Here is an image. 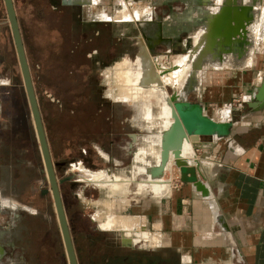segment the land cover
<instances>
[{
	"label": "crops",
	"instance_id": "0c3cea01",
	"mask_svg": "<svg viewBox=\"0 0 264 264\" xmlns=\"http://www.w3.org/2000/svg\"><path fill=\"white\" fill-rule=\"evenodd\" d=\"M43 1L49 8L51 7L50 9H54L53 15H59V19L66 9L69 10L70 14L69 12L66 14L70 15V25L76 31V38L66 51L65 57H69L67 59L72 71L86 81L98 75L102 68L110 66L116 59L127 54L132 47L133 53L138 38H141L149 54L181 53L188 49L190 35L187 27L195 17L197 18L196 6L201 2V0ZM12 2L15 10L14 0ZM231 3L233 4L234 0L228 3L225 0L223 5ZM122 5L132 13L130 19H117L109 15L118 8L119 11ZM243 6H235L239 11L244 10L242 14L245 18L244 25L240 28L243 35L232 36L231 43L225 44L228 48L223 47L224 50L218 53L230 54L231 62L233 54L229 46L236 40L248 38L251 40V46L244 57L247 63L242 66L229 67L222 64L212 66L211 69H202L196 81L179 91V94L177 92L186 109L196 107L201 115L216 123L214 130L198 133V139L193 143L194 159L182 165L172 163L170 171L178 179L171 181V192L168 195L159 198L140 196L138 197L140 202L132 207L130 212L132 214H129V217L136 218L141 223L140 227L129 230L131 233L140 232L137 237L144 245L141 244L139 247H145L153 238L148 243L149 246H160V249L152 252L133 251L127 254L107 252L104 250L101 236L96 235L102 249L95 253L91 264H264V97L258 101L252 96L264 81V50H255L251 53L255 47L264 48V7ZM220 8L214 12L204 9L198 13L205 15L207 22V17H213ZM94 9L95 11H92ZM15 16L27 61L16 11ZM61 39H57L55 44H60ZM215 40L216 47L219 45L217 41L223 39L218 37ZM223 44L222 42L220 46ZM53 50L52 54L56 55L55 45ZM78 58L83 61L80 62ZM7 73H13V82ZM29 74L33 87L30 70ZM8 90L15 91L14 96H9ZM237 93H250L251 98L240 107H233L230 101ZM71 104L69 107L72 109L75 102L72 101ZM74 109L78 110L79 107L74 106ZM105 119L108 120L109 117ZM24 126H33L30 108L8 20L6 14H1L0 199L7 201L8 204L5 206L0 203V264L25 263V258L22 252L18 251L14 241L13 227L14 225L17 228L22 227L25 221L29 223L32 220L33 215L20 210L26 209L27 204H30L28 198L25 200L24 192H34L31 184L33 178H37L35 170L38 174V160L41 156L36 137L35 153L24 156V144L21 139L18 141L14 136ZM104 130L101 131L111 132V129ZM111 135L108 142L117 140L120 132ZM94 137L98 140L97 136L87 135L88 139ZM102 147L105 149L104 157L122 160L121 154H112L104 145ZM34 155L37 161H34ZM131 199L135 202L134 196ZM143 233L148 234L147 238H144ZM54 242L48 246L45 241L39 243L34 253L35 259L51 256L49 259L54 264L59 260V264L64 262L68 264L66 255V261L62 256L61 246H56ZM108 253L116 255L109 257ZM75 259L77 262L76 255ZM27 260L30 259L27 257Z\"/></svg>",
	"mask_w": 264,
	"mask_h": 264
},
{
	"label": "rangeland",
	"instance_id": "374dc122",
	"mask_svg": "<svg viewBox=\"0 0 264 264\" xmlns=\"http://www.w3.org/2000/svg\"><path fill=\"white\" fill-rule=\"evenodd\" d=\"M238 1L234 0V3L230 5L236 6L235 2ZM224 2L225 0H201L200 4L196 6L195 15L197 18L195 17V20L187 27L190 35L188 49L181 53H172L170 57L169 55L162 56V61L172 66L177 56L189 53L191 62L187 63L186 68L195 67L194 60L197 59L200 51L193 49L192 53L193 38L208 22H205L206 16L200 15L198 12L204 9L214 12L222 7ZM241 2H244V6L264 7V0H241ZM14 4L50 158L52 161H62L60 167H53L54 174L56 178L69 176L60 184L59 192L78 264H91V261L95 258V253L100 252L102 249L101 244L96 240V235L101 236L100 238L104 242V250L107 252L127 254L133 251L152 252L155 249H160V246H149L148 243L151 241H148L147 248L123 245L119 240L120 231L101 229L97 219L98 217L104 218L108 213L129 216V214H132L130 213L132 207L140 202L138 197H150L149 193L134 195L132 193L134 187L131 184L130 193L125 198L123 196L108 197L104 190L89 180L93 171L101 170L100 168L108 167L110 173L115 172L111 169L127 165L131 158V152L137 144V140H133L131 134L144 131V128L137 124L136 120L138 114L133 103H138L136 101L116 100L118 91L114 71L117 70L116 62L120 58L126 57V54L116 59L115 63L110 66L102 68L98 75L88 78L87 81L82 80L78 73L72 71L67 59L69 57H65L66 51L72 46L73 39L76 38V31L70 25L69 10L66 9L59 19V15H53L54 9H50L51 7L49 8L43 0H14ZM117 10L110 12L109 15L116 18L115 16L119 12ZM92 11H95V9ZM67 12H69L68 15ZM1 14L5 15L2 0H0ZM59 38H62L61 42L56 45L55 42ZM54 45L57 48L56 55L52 54ZM215 45L212 46L214 52L221 53L224 50L223 45H217L216 47ZM230 46L233 60L229 64L221 65L229 67L245 65L247 62L244 61V57L246 56L235 58L233 45ZM238 46L240 45L238 44ZM133 49L132 47L127 54L135 55L137 44L132 53ZM255 50H264V48H261V46L255 47L251 53ZM150 54L153 57L161 56L155 53ZM80 58H78L79 61ZM202 65L203 69H211L212 66H216L209 63ZM186 68H184L185 71L184 69L181 70L182 73L180 71L181 80H183ZM196 68L197 75H192L196 77L190 78L189 76L180 87L166 85L168 93L176 91L179 94V91L196 81L199 78V68ZM7 76L13 82V73ZM14 93L15 91L8 90L7 94L12 97ZM72 101L75 102L74 106L79 107L78 110H75L74 106L72 109L69 107L72 105ZM105 117H109V119L107 120ZM102 129H105L104 131L111 129V132H102ZM116 132H120L117 140L108 142V138L112 137L111 134ZM127 133H130V135ZM90 134L97 136L98 140L95 137L94 139H88L87 135ZM14 136L18 141L19 139L22 140L25 157L35 153L36 141L33 126H24ZM101 145H104L112 154H121L122 160H115L114 158L111 160L110 157H104L105 149ZM121 145H124V147H121ZM34 161H37L36 155H34ZM38 161V174L35 170L37 178H33L31 184L34 192H24L25 200L28 198L30 204H27L26 209L20 210L25 214L33 215L32 220L29 223L25 221L22 227L17 228L14 225V235L16 237H14V241L18 246V251H21L25 258L24 264H54L49 259L51 256L44 259H35L34 255L40 245L39 243L45 241L48 246L55 241L56 246H61L60 250L63 253L64 261H66L50 192L47 190L39 193L40 189L49 186L41 157ZM166 174L171 175V181L178 179L171 171H167ZM24 179L26 181V176ZM131 194L135 197V202L134 199H131L133 197ZM139 233V231L132 232L128 240L131 239L132 242L134 238L133 242L137 245L140 243L144 245L137 237ZM153 233L155 234V232ZM27 257L30 260H27ZM59 262L60 260L56 264H59Z\"/></svg>",
	"mask_w": 264,
	"mask_h": 264
},
{
	"label": "bare ground",
	"instance_id": "6f19581e",
	"mask_svg": "<svg viewBox=\"0 0 264 264\" xmlns=\"http://www.w3.org/2000/svg\"><path fill=\"white\" fill-rule=\"evenodd\" d=\"M229 1L230 0H226V3ZM235 4L243 6L244 2L239 0L237 3L235 2ZM223 7L226 9V19L218 24L217 18ZM243 7L247 8V6ZM243 11L244 10H237L235 6L226 4L223 5L213 17L211 16L208 18L207 24H205L193 38L194 45L192 46L193 48L191 47L192 53L193 49L203 52L200 53L198 51L199 55L197 59L194 60L195 67L186 68L187 63L189 64L191 62L189 53L183 56H177L172 66L167 65L162 61L161 56L152 57L148 54L145 50V44L139 38L136 39L137 50L134 59L122 57L116 62L117 70L114 72L117 78V81L115 80L117 82L118 91L117 99L136 101L138 103H133V106L136 107L138 114L136 118L137 124L143 127L144 131L133 134V140H137V144L132 151L131 159L127 165L116 168L115 172L109 173V169H102L92 173L89 180L92 181L94 185L104 190L108 197L123 196L125 198L130 193L131 184L134 187V192H132L134 195H145L149 193L150 197L159 198L171 192L172 182L166 172L171 170L172 163H174V165L177 163H188L189 160L195 158V153L189 140H184L180 156L176 161H174L169 152L163 169L160 172L151 171V167L156 166L160 161L159 139L161 130L172 120L171 107L168 102L170 94L166 90V85L170 84L173 87H180L189 76L190 78L196 77L192 75H197L196 67L199 68L202 64L209 63L212 65H221L230 63V54L220 55V53L214 52L212 46L216 44L215 39L219 37L223 40L217 42L219 45L223 42V46L226 48L228 46L225 44L231 43L232 36L236 34L243 35L240 29L244 25L245 18L242 16ZM131 16L127 7L123 6L115 17L117 19H130ZM238 44L240 46H238ZM250 46L251 40L248 38L234 41L233 52H235L236 56L240 57L247 53L246 51ZM191 55L193 56V54ZM202 66L198 69V73L203 69ZM184 68H186V72L182 78L183 80H181L180 71ZM182 72L183 71H181V73ZM173 95L176 97L178 94L177 92H173ZM176 103L178 107L186 109L183 103H179L178 101H176ZM214 124L216 123L213 122L212 124L206 125L195 121L190 126V131L192 133H199L203 130L212 132L215 127ZM212 125L214 126L212 127ZM0 202H3V200H0ZM97 219L101 229L119 230L125 242L128 237H131V232L129 230H134V228L141 225L136 218L117 216L112 213H108L104 218L98 217ZM102 225L105 227H102ZM142 235L144 238L148 236V234L145 233ZM152 239L153 238H151V240ZM143 241L145 240L143 239Z\"/></svg>",
	"mask_w": 264,
	"mask_h": 264
},
{
	"label": "water",
	"instance_id": "95a60500",
	"mask_svg": "<svg viewBox=\"0 0 264 264\" xmlns=\"http://www.w3.org/2000/svg\"><path fill=\"white\" fill-rule=\"evenodd\" d=\"M65 1H73L74 0H65ZM5 14L8 20L12 40L15 47V52L18 60V65L21 72V77L23 80L25 92L28 99V104L30 108L31 118H32V124L35 131V137L38 141L41 161L43 164V169L45 172L46 179L48 181L49 188H46V190H49L51 199H52V205L53 210L55 212V217L57 220L58 228L60 231L61 239L64 246V251L67 259L68 264H77L74 250L72 247L69 230L62 206V202L60 199V194L57 187V182L62 181L63 179H68L69 176H62L59 178H55L53 173V162L50 159L48 147L44 135V130L41 122V117L37 105V101L35 98V94L33 91L29 69L27 65V61L24 54V49L21 41V37L18 30L17 20L15 16V10L13 6L12 0H2ZM224 7L221 9L219 15H218V24L222 22V20L226 19ZM141 40V38H140ZM146 52H148L147 48L145 47ZM149 54V52H148ZM254 96L255 100L261 101L264 97V81L260 83L258 86L256 92L252 94ZM176 101L179 103H183L181 99H179V96L176 97L173 95V93H170V96L168 98V102L171 107V115L172 120L169 122L168 125L163 127L161 130V135L159 139V147H160V161L159 163L151 167V171L153 172H160L163 169L165 160L167 159L169 152L171 153L172 158L174 161L180 156L181 147L184 140H189L191 143V147L193 148V143L198 139V133H192L190 131V126L193 122L198 121L203 124H212L213 122L208 119L207 117L201 115L197 108L194 107L193 110H187L182 107H178ZM256 102V101H253ZM207 131L203 130L199 133H205ZM131 138H133V134H131ZM132 155V152H131ZM131 159V158H130ZM176 163V162H175ZM176 165H182V163H177ZM109 168L107 167L106 170Z\"/></svg>",
	"mask_w": 264,
	"mask_h": 264
},
{
	"label": "flooded vegetation",
	"instance_id": "af4514ba",
	"mask_svg": "<svg viewBox=\"0 0 264 264\" xmlns=\"http://www.w3.org/2000/svg\"><path fill=\"white\" fill-rule=\"evenodd\" d=\"M135 43H136V41H135ZM126 57H128V58H130V59H134V55L132 54V55H130V54H126ZM115 63V62H114ZM133 134H135V133H133ZM99 151H102V150H99ZM105 153V152H104ZM104 156V155H103ZM60 165H62V161H58V160H54L53 161V167H60ZM104 168H106V167H103V168H100L101 170L102 169H104ZM86 169H88V168H86ZM98 171H99V169H98ZM93 172H95V171H93ZM88 175H90V174H88ZM64 180H66V179H63L62 181H60V182H57V187H58V190H59V186H60V184L64 181ZM45 191H47L46 190V188H42V189H40L39 190V193H43V192H45ZM59 194H60V192H59ZM60 197H61V195H60ZM1 200V199H0ZM5 201V200H4ZM61 202H62V199H61ZM62 206H63V204H62ZM117 232H119V231H117ZM120 234V233H119ZM119 240H120V242L123 244V245H128V246H136V247H139L140 245H141V243L140 244H138L137 245V243H135V242H133V240H135L134 238L132 239V242H131V239H127L126 240V242L124 241V238H123V236L120 234V238H119ZM140 240V239H139ZM141 242V241H140ZM139 248H142V247H139ZM143 248H146V246L145 247H143ZM114 255H116L115 253H108V255L107 256H109V257H114ZM170 264H172V263H170Z\"/></svg>",
	"mask_w": 264,
	"mask_h": 264
},
{
	"label": "built area",
	"instance_id": "2783aa9c",
	"mask_svg": "<svg viewBox=\"0 0 264 264\" xmlns=\"http://www.w3.org/2000/svg\"><path fill=\"white\" fill-rule=\"evenodd\" d=\"M158 55H161V57L162 56L165 57L166 55H169V57L171 56V54L167 53V52H163V53L158 54ZM250 98H251L250 93H237V94L232 96L230 103L233 107H240L242 105V103L249 100Z\"/></svg>",
	"mask_w": 264,
	"mask_h": 264
},
{
	"label": "clouds",
	"instance_id": "9594fccd",
	"mask_svg": "<svg viewBox=\"0 0 264 264\" xmlns=\"http://www.w3.org/2000/svg\"><path fill=\"white\" fill-rule=\"evenodd\" d=\"M0 203H2V204L5 205V206L8 204L7 201H3V202H0Z\"/></svg>",
	"mask_w": 264,
	"mask_h": 264
},
{
	"label": "snow or ice",
	"instance_id": "6c2138e0",
	"mask_svg": "<svg viewBox=\"0 0 264 264\" xmlns=\"http://www.w3.org/2000/svg\"><path fill=\"white\" fill-rule=\"evenodd\" d=\"M102 227H105L104 225H102Z\"/></svg>",
	"mask_w": 264,
	"mask_h": 264
}]
</instances>
